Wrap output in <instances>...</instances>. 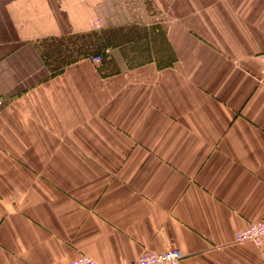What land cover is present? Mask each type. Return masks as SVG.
Instances as JSON below:
<instances>
[{
  "label": "crops",
  "instance_id": "1",
  "mask_svg": "<svg viewBox=\"0 0 264 264\" xmlns=\"http://www.w3.org/2000/svg\"><path fill=\"white\" fill-rule=\"evenodd\" d=\"M263 54L264 0H0V264H264Z\"/></svg>",
  "mask_w": 264,
  "mask_h": 264
},
{
  "label": "built area",
  "instance_id": "2",
  "mask_svg": "<svg viewBox=\"0 0 264 264\" xmlns=\"http://www.w3.org/2000/svg\"><path fill=\"white\" fill-rule=\"evenodd\" d=\"M102 21L98 19L94 23V29L99 30L102 26ZM107 54L110 51H106ZM261 62L264 67V54L260 57ZM91 61L96 65H102L103 58L102 56H94L91 57ZM261 82L264 83V69L263 74L261 77ZM3 107V100L0 99V113ZM236 242L238 243H246V242H253L258 246L264 245V221H259L256 223H251L246 229L239 231L236 233ZM184 256L179 250H167L163 253H150L147 255L142 256L136 261L127 262L124 264H182ZM66 264H101L87 256L80 257L76 260L70 261Z\"/></svg>",
  "mask_w": 264,
  "mask_h": 264
},
{
  "label": "trees",
  "instance_id": "3",
  "mask_svg": "<svg viewBox=\"0 0 264 264\" xmlns=\"http://www.w3.org/2000/svg\"><path fill=\"white\" fill-rule=\"evenodd\" d=\"M61 52V51H60ZM58 49H54L52 50L51 48H49L46 52V56L48 59H50L51 57L55 56L56 54L58 55V53H60ZM103 54V58L105 59L106 58V55H105V51L101 52ZM72 63V62H71ZM71 63H67L68 65L71 64Z\"/></svg>",
  "mask_w": 264,
  "mask_h": 264
},
{
  "label": "rangeland",
  "instance_id": "4",
  "mask_svg": "<svg viewBox=\"0 0 264 264\" xmlns=\"http://www.w3.org/2000/svg\"><path fill=\"white\" fill-rule=\"evenodd\" d=\"M48 49H49V48H46V52H47Z\"/></svg>",
  "mask_w": 264,
  "mask_h": 264
}]
</instances>
